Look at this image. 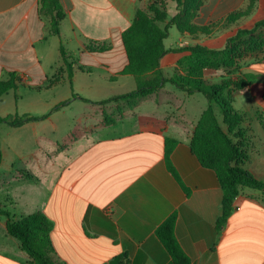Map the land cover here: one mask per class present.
I'll return each mask as SVG.
<instances>
[{"label": "crops", "instance_id": "obj_1", "mask_svg": "<svg viewBox=\"0 0 264 264\" xmlns=\"http://www.w3.org/2000/svg\"><path fill=\"white\" fill-rule=\"evenodd\" d=\"M41 1L0 0V81L16 74L22 83L5 95L54 92L53 101L43 104L38 97L29 99L30 106L14 100L13 110L10 99L4 103L5 95L0 98L2 117L48 115L10 126L2 146V162L11 153L12 159L11 170L0 175V264H34L7 224L35 213L53 223L50 260L56 264H174L156 235L172 214L177 215L176 237L191 264H264V191L242 188L226 224L217 227L221 185L190 147L206 99L168 83L138 101L100 104L135 91L134 83L132 88L130 81L124 82L131 75L121 72L128 63L122 36L137 11L155 3L168 22L178 13L176 2L57 0L64 18L56 35L51 17L40 12ZM203 1L194 20L198 26L224 19L249 2ZM263 19L264 0H259L250 16L212 38L193 40L171 26L160 67L171 78L189 54L178 47L201 44L223 50L228 39ZM61 47L72 64V79ZM245 75L258 79L238 92L233 103L247 96V109L234 107L244 116L240 130L249 140L242 167L264 178V61L252 60ZM219 76L217 71L207 74ZM64 102L68 104L55 110ZM43 105L51 111L41 110ZM107 118L114 122L108 124ZM167 138L177 141L170 161L186 190L168 169Z\"/></svg>", "mask_w": 264, "mask_h": 264}, {"label": "trees", "instance_id": "obj_2", "mask_svg": "<svg viewBox=\"0 0 264 264\" xmlns=\"http://www.w3.org/2000/svg\"><path fill=\"white\" fill-rule=\"evenodd\" d=\"M172 1L176 2L178 13L168 22L165 12L155 3H151L147 11H137L133 23L122 36L128 63L121 72L123 75H131L135 78L137 89L100 104L138 101L158 92L168 83L190 95L202 94L206 98L208 105L198 121L190 147L199 163L215 172L221 185L222 213L217 221V227L220 229L231 215L233 203L242 188L264 191V178L242 167L248 161L246 140L240 130L244 116L233 106L234 93L246 91L258 78L254 75H245L244 78L241 77L235 81L224 78L223 81L215 82L203 71L211 69V71L220 72L222 79L225 74H232L239 70V59L247 53L264 51V40L256 35L259 29H264V19L257 22L251 30H240L228 40L223 50H213L200 45L183 48L189 51L190 55L179 61L177 70L182 67L185 74L174 73L171 78H168L161 69L160 62L167 53L164 41L168 37L171 26H175L182 35L193 39L202 36L211 37L216 32L250 16L259 2V0H249L246 7L230 13L224 19L209 25L198 26L194 20L203 6V0ZM40 4L41 14L51 17L53 31L59 35V25L64 18L60 3L57 0H42ZM160 24H166V26L162 28ZM61 54L69 79H72V64L62 47ZM20 84H22L21 80L16 74H11L8 80L0 81V98L9 91L16 90ZM67 104L68 102H64L56 106L55 110ZM217 108L220 110L222 120L216 112ZM47 117L48 115L37 117L16 113L6 117L0 116V124L6 123L11 127H20ZM113 122L107 118L108 124ZM234 134L237 136H233ZM176 145V140L170 138L165 140L166 163L169 171L186 190L170 161ZM2 160L0 142V164ZM176 224L177 215L172 214L157 228L156 235L169 252L174 264H191L190 258L176 237ZM7 229L12 237L21 242L23 250L29 254L34 264H56L50 260V255L54 251L51 237L53 223L44 213H35L19 220L10 219Z\"/></svg>", "mask_w": 264, "mask_h": 264}, {"label": "rangeland", "instance_id": "obj_3", "mask_svg": "<svg viewBox=\"0 0 264 264\" xmlns=\"http://www.w3.org/2000/svg\"><path fill=\"white\" fill-rule=\"evenodd\" d=\"M172 29L175 32L178 31V29L176 27H173ZM218 32H216L211 37L202 36V37H199L198 39H201V38H206L207 39V38L215 37ZM256 35H257V37H260V39L264 40V29L263 28L259 29L258 32L256 33ZM189 38L190 39H193L191 37H189ZM198 39H193V40H198ZM170 40H172L171 37H170ZM170 40L168 39V43L171 42ZM196 45L203 46L201 44H195L193 46H196ZM193 46H189V47H193ZM177 50L182 51L183 49H180V47H178ZM184 51H186V50H184ZM189 55H190V52H189V54L187 56H189ZM187 56H184L183 58H181V60L184 59ZM252 60H254L255 62L257 61V63H259V61H264V51L262 50V51H256V52H253V53L252 52L251 53H247V55H245L243 58L239 59L240 68H239L238 71H236V72H234L232 74H225V77H223L222 79H221V74H220V76L218 78H212V80H214L215 82H218L219 80L223 81V79L226 78L228 80L235 81L236 79L242 77L241 75H242L243 69L246 66L248 67L250 65V62ZM181 68H179V70H176L175 73L182 74V75L185 74V71L183 69H181ZM203 72L205 73V75H207V74H209L211 72V69H205ZM127 81H130V83H132V88H133V83H134V88H135L134 90L137 89L136 88V81H135V79L132 76L125 77L124 82H127ZM106 86L108 88L109 87H112L111 84H106ZM130 86H131V84H130ZM61 87L62 86H60L58 89H62ZM123 88H124V90H127L129 87L128 86H124ZM53 93L54 92H52V91H46V90H44V91H42L40 93L32 92L30 90H24V93H20V92H10L9 95H5L3 97V99H4L3 101H4V103H6V102H8V99H10V103L12 104V110H13V108H14L13 107V101L14 100H16V101H19L20 100L23 103H25L27 106H30L31 102L29 101V99L31 97H38V102L43 104V102H46V101L47 102L48 101H53V99H52L53 96H54ZM237 93L238 92L234 93V99H235V95ZM199 97H201L203 100L206 99L202 94H200ZM242 97L243 98H241L240 100H238L237 103H236V105H234V107L236 109H238V110H243L241 108H246L247 109V96H242ZM23 98H24V100H23ZM41 110H46V111L49 110L48 112L51 111L50 107L44 106V105H43V108ZM216 112L219 115L220 120H222V116H221L220 110L218 108L216 109ZM10 129H12V128L8 124H6V123L0 124V142H1V148H2V146L4 144V142H5L4 140H5V138H6L7 134H8L7 131H9ZM235 135L237 136V134H234L233 136H235ZM59 136H60V134L57 135V137H59ZM18 138L19 137H17V139L15 140V142L18 141ZM49 138H52V135H49ZM244 139L246 140V143H247V141L249 143V140L246 139L245 135H244ZM236 140L238 141V138H236ZM31 143H33L32 139H30L28 141L27 147L31 148V146H33V144H31ZM11 159H12V153L9 154L6 157V159H5L4 162L1 163V165H0V175H3L4 173H7L8 171L11 170V168H10L11 167ZM3 183H4V180L2 178H0V184L2 185ZM0 200H4V196L3 195H0Z\"/></svg>", "mask_w": 264, "mask_h": 264}, {"label": "built area", "instance_id": "obj_4", "mask_svg": "<svg viewBox=\"0 0 264 264\" xmlns=\"http://www.w3.org/2000/svg\"><path fill=\"white\" fill-rule=\"evenodd\" d=\"M21 79L23 80V77H21Z\"/></svg>", "mask_w": 264, "mask_h": 264}]
</instances>
